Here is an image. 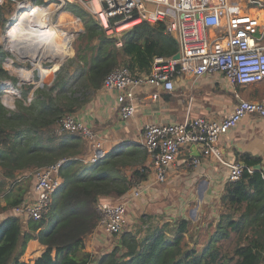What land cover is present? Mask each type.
Segmentation results:
<instances>
[{
  "label": "trees",
  "instance_id": "obj_1",
  "mask_svg": "<svg viewBox=\"0 0 264 264\" xmlns=\"http://www.w3.org/2000/svg\"><path fill=\"white\" fill-rule=\"evenodd\" d=\"M64 10L84 22V42L76 59L63 62L49 85L36 88L30 108L8 109L0 102V214L22 202L30 180H16L26 172L67 159L60 168L62 183L41 220L23 222L11 214L0 220V264H28L21 259L30 240L44 247L32 264H264V171L255 169L259 159L248 155L243 163L252 170L244 169L238 180L225 182L215 230L200 251L189 247L196 233L184 217L166 221L142 236L125 227L107 254L94 255L84 249V239L97 226L98 201L119 199L146 180L147 173L141 170L144 156L136 149L84 162L82 138L75 133L58 136L54 127L63 115L82 108L113 68L125 66L132 73H148L154 58L172 57L177 44L163 24L142 22L121 34L118 47L116 38L105 36L82 7L69 4ZM5 55L2 50L0 61ZM43 74L41 79L49 75ZM4 79L15 80L0 62V80ZM26 95L3 87L1 98L8 104L12 97L25 99ZM231 238L235 243L228 253L221 242Z\"/></svg>",
  "mask_w": 264,
  "mask_h": 264
},
{
  "label": "built area",
  "instance_id": "obj_2",
  "mask_svg": "<svg viewBox=\"0 0 264 264\" xmlns=\"http://www.w3.org/2000/svg\"><path fill=\"white\" fill-rule=\"evenodd\" d=\"M69 4L82 7L98 23L105 36L116 38L118 47L121 46V34L142 22L163 24L165 32L176 41L177 59L156 57L148 73H132L127 67L118 66L104 77L100 89L116 93V112L121 120H127L136 113L137 89L155 87L171 91L176 77L182 75L198 78L205 74H221L234 88L264 83V0H0V7L9 5L12 9L3 36L5 52L11 50L7 35L15 19L22 15H25L24 20L32 18L36 11H49L48 23L57 28L59 23L53 21V16L70 17L68 19L76 26L74 30L59 29L74 32L73 42L82 33V20L65 12ZM41 46L42 43H36L27 48L34 51ZM27 48L24 50L21 47L19 51H29ZM10 56L4 57V63L12 64L15 57L21 63L28 62L21 61L13 51ZM43 61L50 63L46 68L51 67L50 59L43 58L41 65ZM39 72L37 69L38 77ZM39 86L43 85L37 83L29 93ZM3 87L21 90L9 81L0 80V99ZM233 95L237 102L232 112L223 118L198 116L182 122L153 123L143 127L141 145L150 163L141 170L147 173V178L119 199L102 198L98 201L96 228L101 233L117 237L126 226L131 202L141 199L148 187L166 182L168 169L180 151L190 145L199 148L200 156L210 157L222 165L227 170L226 181L238 180L244 169L252 170L238 159H225L218 141L247 116L264 121V97L243 99L234 90ZM33 97L32 94L28 103L20 99L23 100L22 106L30 108ZM151 98L156 99L157 93L151 94ZM9 109H14V106ZM54 133L58 136L63 133L78 134L91 151L88 161L82 159L84 162L95 163L106 155L98 133L76 112L63 115L54 127ZM66 161L61 159L29 173L32 180L29 191L22 202L7 213L23 222L41 220L49 211L52 196L61 186L60 168ZM199 163V158L191 161L192 166Z\"/></svg>",
  "mask_w": 264,
  "mask_h": 264
},
{
  "label": "crops",
  "instance_id": "obj_3",
  "mask_svg": "<svg viewBox=\"0 0 264 264\" xmlns=\"http://www.w3.org/2000/svg\"><path fill=\"white\" fill-rule=\"evenodd\" d=\"M233 90L243 99L258 100L264 97V83L232 88L221 74H205L198 78L182 75L176 77L174 89L171 91L155 87L137 89L136 113L127 120H121L117 116L116 93L101 89L97 90L89 101L76 111V114L98 133L101 148L106 155L138 149L144 156L143 166H147L150 159L141 145L142 130L145 125L182 122L198 116L223 118L232 112L237 102ZM153 93H157L156 99L151 98ZM218 144L225 159H238L243 163L245 155L258 158L260 170L264 171V121L261 118L255 116L243 118L234 128L220 137ZM83 146L82 159L88 161L91 151L85 142ZM193 158L200 159L197 166L191 165ZM226 174L227 170L217 161L200 156L197 146L196 150L190 147L182 149L168 169L167 181L148 187L141 199L131 202L127 216H131L132 221L127 219V225L134 222L132 229L135 230L139 217L137 213H143L146 218L151 214L160 213L162 209L157 206L158 201L167 200L171 195L179 196L181 192L194 194L189 199L199 198L205 201V206L209 209L211 206L217 208L220 193L226 182ZM159 185L162 187L160 188ZM198 193H200L199 197ZM7 214V212L3 215L1 213L3 217ZM128 230L131 231V226ZM103 237L108 238L96 228L85 238L84 249L94 255L107 254L116 239L111 243L110 239L105 241ZM100 241H104V245L96 246ZM43 249L44 247L37 240H30L22 258L27 260V256H30L29 263L32 264L41 255Z\"/></svg>",
  "mask_w": 264,
  "mask_h": 264
},
{
  "label": "rangeland",
  "instance_id": "obj_4",
  "mask_svg": "<svg viewBox=\"0 0 264 264\" xmlns=\"http://www.w3.org/2000/svg\"><path fill=\"white\" fill-rule=\"evenodd\" d=\"M249 6L252 7V5H249ZM11 11H12V9H11V6H9V5H7V6L2 8V14H1V17H0V52L2 50L6 51L4 49L3 36H4V31H5L8 19L11 16ZM65 12L68 13V11H65ZM70 14H71V16H78V15L72 13V12ZM58 16L59 15H55V16H53L52 19H53L54 22H58L59 23V28L64 29V30L68 29L70 31L74 30V28L76 26H75L74 23H72L70 21V19H68L70 17L66 16L67 18L65 17L63 19L64 21L59 22L58 20L60 18H58ZM79 17L82 18L81 16H79ZM14 24H15V22H14ZM12 27H13V25H12ZM84 31H85L84 22L82 20V33H81V35L76 37L73 40L72 43H71L72 40H70V38H69L68 47H67V53L62 58V60L64 58H67L68 56H71L68 59H72V58L76 59V54L78 52V47H80L83 44V42H84V38L82 36ZM65 33H73V32H66L65 31ZM7 38H8V35H7ZM10 51L7 50L6 55H5L8 58H11L10 53L12 51L14 52L13 49H12L11 52ZM68 59H66V60L68 61ZM15 60H16V62H15ZM15 60H13V63L11 64V67H7V64L4 63V59L0 61L1 62V66L7 72V75L10 76V77H13L15 79L14 81L9 80V79H4V81H9L10 83L13 84L14 87H16L17 89H21L23 92L26 91L27 95H26V98L24 100L28 103V101L32 97V95H30L29 92H31V90L34 88V86L37 83H40L42 85H49L52 82V80L54 79L55 73L51 72L50 67L46 68L50 64V63H48L46 61H43L42 65H41V62H39L40 66L37 68V67L33 66V63H32V61L30 59H24L23 60V61L26 60L29 63L28 62L21 63V62L17 61L16 57H15ZM66 60H64V62ZM51 61H52L51 67L54 68L55 66H57V65H53L54 64L53 60H51ZM44 63H46V64H44ZM13 69H14V72H13ZM37 69H39V71L41 72V73L39 72L40 76L44 75L43 73H48V74L51 73V77L49 79H47L48 77L46 76V77H44L45 80H44V78L41 79L40 76L39 77L37 76ZM20 71H23V74H25L26 79H23L21 77ZM27 78H28V80H27ZM21 81H23V82H21ZM39 87H41V86H39ZM232 88H234V87H232ZM225 92L227 93L228 91H225ZM31 94H33V96H34V92L31 93ZM7 99H10V97L6 96V100ZM12 99H14V98L12 97ZM12 99H10V100H12ZM0 102L3 105L5 104V106L9 109V107H12V106H14V108H16L17 106L22 105L23 100L15 98L14 101H12V102L7 104V103H4L2 99H0ZM34 170H32V171H34ZM29 172H31V171H29ZM29 172H26L24 177H19L16 180V182L27 183L28 180H30V177L28 175ZM1 179H3V178L0 176V180ZM159 186H160V188L162 187V185H159ZM193 195L194 194H190L189 192H187V193L186 192H181L179 194V196L175 195V197H173V195H171L167 200H160V201H158L159 203H158L157 206L161 207L162 212L157 213V214H151L149 216V218H146L143 215V213L139 212L140 214L137 213V215L139 217H138V223L136 224L135 230L132 229L134 227L133 226L134 222L129 223V225H127V223H126V226L128 228L131 226V231L132 232H134L138 236H142L147 231H151V230H153L156 227H159V228L163 227V224L166 221H171L172 222V221H175L176 219H178L179 217L187 218V219H189L191 221L190 230H193L196 233V240L193 241V242L189 241V247L190 248H194L196 251H200L202 249V247L204 246V244L209 240L210 236L212 235V233L215 230V225L214 224H215V218H216V214H217V208H216V206H211V208L209 209L207 206H205L206 205L205 201H202L199 198H197L195 200L189 199ZM197 195L199 197L200 193H198ZM128 212H129V210H128ZM130 212H131V210H130ZM9 213H10V211H9ZM2 215L0 214V219H2L1 218V217H3ZM130 217L131 216L128 215L126 217V220L130 219ZM131 221L132 220L130 219V222ZM125 227H123V228H125ZM188 237H189V234L185 237L186 240L189 239ZM102 239L105 240V241L110 239V241L112 243V242H114V239H116V236H108V238L103 237ZM84 241H85V239H84ZM86 242H87V240H86ZM234 243H235V238H231V239H229L227 241H222L221 245L223 247V250L227 251L228 253H231L232 252V246H233ZM103 245H104V241L103 242L100 241V243L97 244L96 246L102 247ZM113 248H114V245L111 248V251H112ZM101 252H104V250H101ZM29 257L30 256H27V260H25L24 258H22L21 260H23L25 262L27 261V263L30 264L29 263L30 262Z\"/></svg>",
  "mask_w": 264,
  "mask_h": 264
},
{
  "label": "bare ground",
  "instance_id": "obj_5",
  "mask_svg": "<svg viewBox=\"0 0 264 264\" xmlns=\"http://www.w3.org/2000/svg\"><path fill=\"white\" fill-rule=\"evenodd\" d=\"M24 16L25 15H22L15 19V24L13 23V27L8 33V41L11 50L13 49L14 53L19 55L17 56L21 61L24 59H30L33 66L37 68L40 66L39 62L43 58L53 60V65H57L54 68L50 67L51 72L53 73L61 63L62 58L66 55L69 38L72 40L74 32L65 33V31L55 26H51L48 23L50 16L49 11H36L32 18H27L26 20H24ZM65 17V15H61L59 21H63ZM36 43H42L40 49L33 51V49H29L30 47L27 48ZM21 47L24 48V50L27 48L29 51H19ZM23 76L25 77V74H23ZM50 76L51 73L47 77L49 78ZM30 95L32 94L30 93Z\"/></svg>",
  "mask_w": 264,
  "mask_h": 264
},
{
  "label": "water",
  "instance_id": "obj_6",
  "mask_svg": "<svg viewBox=\"0 0 264 264\" xmlns=\"http://www.w3.org/2000/svg\"><path fill=\"white\" fill-rule=\"evenodd\" d=\"M178 56H179V54H178V53H175V54L172 56V58H173V59H177ZM4 106H5V104H4ZM5 107H6V106H5ZM189 147L192 148L193 150H194V149L196 150V146H195V145H190ZM255 169L260 170V169H261L260 165H256V166H255Z\"/></svg>",
  "mask_w": 264,
  "mask_h": 264
}]
</instances>
